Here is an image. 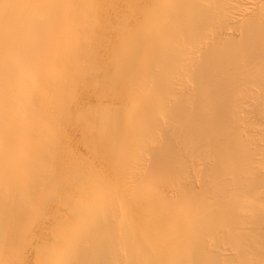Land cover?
Returning a JSON list of instances; mask_svg holds the SVG:
<instances>
[{
  "label": "bare ground",
  "instance_id": "obj_1",
  "mask_svg": "<svg viewBox=\"0 0 264 264\" xmlns=\"http://www.w3.org/2000/svg\"><path fill=\"white\" fill-rule=\"evenodd\" d=\"M0 264H264V0H0Z\"/></svg>",
  "mask_w": 264,
  "mask_h": 264
},
{
  "label": "rangeland",
  "instance_id": "obj_2",
  "mask_svg": "<svg viewBox=\"0 0 264 264\" xmlns=\"http://www.w3.org/2000/svg\"><path fill=\"white\" fill-rule=\"evenodd\" d=\"M86 157L84 156V160H86L85 159ZM29 241L27 240V241H19V242H16L15 244H17V243H19V244H21L20 245V251L19 252H15V251H13V252H11V253H7V256H5L4 257V260H10V259H12V260H15V258L16 257H18V260H21V258L24 256H26V250H25V248H22L23 246H25L24 244L25 243H28Z\"/></svg>",
  "mask_w": 264,
  "mask_h": 264
}]
</instances>
